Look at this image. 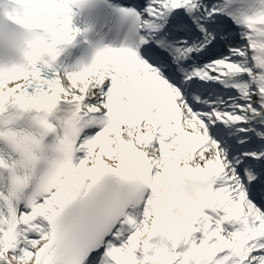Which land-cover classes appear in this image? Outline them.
I'll return each mask as SVG.
<instances>
[{"label":"snow or ice","instance_id":"6c2138e0","mask_svg":"<svg viewBox=\"0 0 264 264\" xmlns=\"http://www.w3.org/2000/svg\"><path fill=\"white\" fill-rule=\"evenodd\" d=\"M27 11L0 25V264H264V0Z\"/></svg>","mask_w":264,"mask_h":264},{"label":"clouds","instance_id":"9594fccd","mask_svg":"<svg viewBox=\"0 0 264 264\" xmlns=\"http://www.w3.org/2000/svg\"><path fill=\"white\" fill-rule=\"evenodd\" d=\"M14 7L15 6L11 3V0H0V25H6L11 28L18 27V25H15L7 18V16L4 15L5 11L11 10Z\"/></svg>","mask_w":264,"mask_h":264}]
</instances>
